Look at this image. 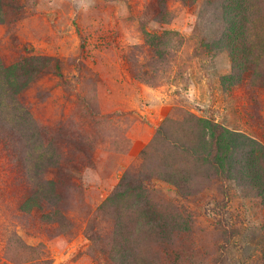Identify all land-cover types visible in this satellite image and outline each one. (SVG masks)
Segmentation results:
<instances>
[{"label": "rangeland", "instance_id": "1", "mask_svg": "<svg viewBox=\"0 0 264 264\" xmlns=\"http://www.w3.org/2000/svg\"><path fill=\"white\" fill-rule=\"evenodd\" d=\"M222 3L0 0V264H264V0Z\"/></svg>", "mask_w": 264, "mask_h": 264}, {"label": "trees", "instance_id": "2", "mask_svg": "<svg viewBox=\"0 0 264 264\" xmlns=\"http://www.w3.org/2000/svg\"><path fill=\"white\" fill-rule=\"evenodd\" d=\"M243 1L244 0H223L221 4L223 14L229 18L227 20L224 19L229 31L228 34H224V40L233 33L238 17H242L241 11L244 8ZM241 42L244 44L246 42V37H244ZM243 51L241 55H244L245 48ZM244 70L245 68H242L240 73H238L239 69L235 70L237 80H240ZM21 121L27 122V117L24 114L18 119V122ZM206 130V133H204V140H206V144H208L209 147L207 151L203 153L204 160L224 179L232 177L237 178V181L246 185L248 182H252L251 180L255 179L252 168V162L255 157L253 154L256 152L261 154V146L248 136L230 131L215 121H206ZM234 154H236L235 158H230L228 156ZM224 155H227L228 158H225ZM258 186V194L264 195V183ZM120 187H122V182L117 185L111 197L112 195H116V191H118Z\"/></svg>", "mask_w": 264, "mask_h": 264}]
</instances>
